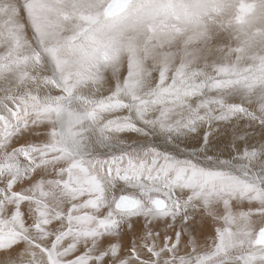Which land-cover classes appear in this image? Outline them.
<instances>
[{
    "label": "snow or ice",
    "instance_id": "1",
    "mask_svg": "<svg viewBox=\"0 0 264 264\" xmlns=\"http://www.w3.org/2000/svg\"><path fill=\"white\" fill-rule=\"evenodd\" d=\"M0 264H264V0H0Z\"/></svg>",
    "mask_w": 264,
    "mask_h": 264
}]
</instances>
